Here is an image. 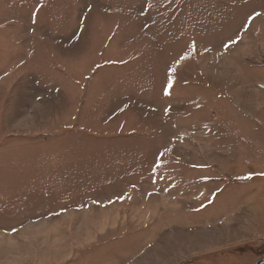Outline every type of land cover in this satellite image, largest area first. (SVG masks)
Returning a JSON list of instances; mask_svg holds the SVG:
<instances>
[{
  "label": "rangeland",
  "instance_id": "rangeland-1",
  "mask_svg": "<svg viewBox=\"0 0 264 264\" xmlns=\"http://www.w3.org/2000/svg\"><path fill=\"white\" fill-rule=\"evenodd\" d=\"M263 24L264 0H0V264L263 261Z\"/></svg>",
  "mask_w": 264,
  "mask_h": 264
},
{
  "label": "crops",
  "instance_id": "crops-1",
  "mask_svg": "<svg viewBox=\"0 0 264 264\" xmlns=\"http://www.w3.org/2000/svg\"><path fill=\"white\" fill-rule=\"evenodd\" d=\"M259 24V23H258ZM258 24H256L255 26H253V31H252V33H251V35L253 34V35H256V33L254 32V29L258 26ZM264 25V24H263ZM243 30V29H245V27L244 26H242L241 28H240V30ZM239 30V33H241L242 35H244L241 31ZM32 41V40H31ZM63 41H67V40H65V39H62V40H43V41H41V43H43L44 44V46L45 47H47V48H50V50L52 51V53H53V55H55L56 56V58H57V60H61V61H64V60H69L70 58H68L67 56H66V54H67V49H66V47H65V44H64V42ZM70 41V40H69ZM38 42H40V41H37L36 42V44L38 43ZM84 42V41H83ZM82 42V43H83ZM87 43V40L85 41V43L84 44H86ZM244 42L241 40L240 41V43L237 45V46H235L234 48H235V50H236V47H238V46H240V52H245V51H249V53L251 52V54L250 55H252L253 57L251 58H249V59H246V60H248V61H252V62H254V61H256L255 59H256V56H258V55H256L255 53H254V46L252 45L251 47H250V49H248V47H246V45L245 44H243ZM31 44H33V42H31ZM242 56V55H241ZM259 60H261V59H259ZM262 62H264L263 60H261ZM33 73H37L38 75H40V84L42 85V86H46V87H51V86H53V85H55L56 83H61V84H64L65 85V83H66V85H69L70 83V79H67L66 81L64 80V82L63 81H61L60 79H55V78H64V77H69V74H67V73H63L62 71H50V73H49V75L47 76L46 74H43V72H40V71H35V72H33ZM25 75V73H18L17 75H16V77H23ZM48 78V79H47ZM231 84V83H230ZM63 85V86H64ZM229 89H231V86H229L228 87ZM233 89H236V88H232L231 89V91L233 90ZM232 92H236V90H233ZM118 261H115V263H117Z\"/></svg>",
  "mask_w": 264,
  "mask_h": 264
},
{
  "label": "snow or ice",
  "instance_id": "snow-or-ice-1",
  "mask_svg": "<svg viewBox=\"0 0 264 264\" xmlns=\"http://www.w3.org/2000/svg\"><path fill=\"white\" fill-rule=\"evenodd\" d=\"M41 7H42V5H41ZM186 57H184V56H181V59H185ZM175 69H173V71H174ZM171 87V83L169 82V83H167V85L163 88V92H164V94L165 95H167L168 93H169V88ZM166 111H167V109H166Z\"/></svg>",
  "mask_w": 264,
  "mask_h": 264
},
{
  "label": "water",
  "instance_id": "water-1",
  "mask_svg": "<svg viewBox=\"0 0 264 264\" xmlns=\"http://www.w3.org/2000/svg\"><path fill=\"white\" fill-rule=\"evenodd\" d=\"M258 264H264V260H263V261H261V262H259Z\"/></svg>",
  "mask_w": 264,
  "mask_h": 264
}]
</instances>
